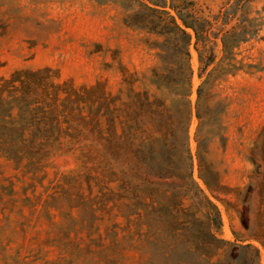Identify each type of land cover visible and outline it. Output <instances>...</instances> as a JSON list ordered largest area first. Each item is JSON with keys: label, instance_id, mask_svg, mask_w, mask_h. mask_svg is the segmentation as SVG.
<instances>
[{"label": "trees", "instance_id": "1", "mask_svg": "<svg viewBox=\"0 0 264 264\" xmlns=\"http://www.w3.org/2000/svg\"><path fill=\"white\" fill-rule=\"evenodd\" d=\"M141 5L130 22L156 29L173 52L167 69L152 70L160 96L137 90L126 68L117 92L104 80L61 79L49 66L0 76V158L30 180L20 189L11 176L0 180V264H221V256L260 264L259 246L220 237L216 200L228 211L230 196L241 193L208 161L200 128L196 153L190 146L192 120L202 113L191 98L190 47L201 71L214 63L211 21ZM60 151L76 153L78 167L45 183ZM195 159L205 187L195 178ZM252 159L257 171L250 203L243 199L246 228L264 247V126ZM254 194L260 199L255 222Z\"/></svg>", "mask_w": 264, "mask_h": 264}, {"label": "rangeland", "instance_id": "2", "mask_svg": "<svg viewBox=\"0 0 264 264\" xmlns=\"http://www.w3.org/2000/svg\"><path fill=\"white\" fill-rule=\"evenodd\" d=\"M141 3L211 21L208 47L216 55L214 63L201 71L198 54L190 47L191 98L202 110L200 118L192 120L190 146L196 153L200 128L208 161L224 184L241 193L239 199V194L230 196L234 206L228 211L216 200L222 210L220 237L256 244L261 249L260 264H264V247L251 239L253 230L246 228L247 205L243 203L244 198L250 203V184L257 171L252 150L264 126V0H0V76L20 67L49 66L61 79L78 85L104 80L109 90L117 92L123 81L121 70L126 68L137 79V90L160 96L150 80L152 70L167 69L173 52L156 29L130 22L129 15L143 10ZM201 87L204 98L199 101ZM206 104L214 112L204 113ZM77 167L76 153L57 152L46 168L45 183ZM22 174L13 162L0 158V180L11 176L20 189L23 179L30 181ZM194 175L205 187L197 159ZM259 206L254 194V222ZM237 258L225 261L221 256V264H248Z\"/></svg>", "mask_w": 264, "mask_h": 264}]
</instances>
